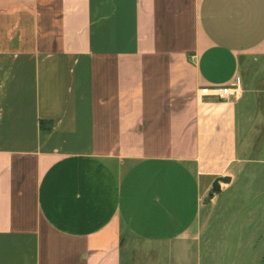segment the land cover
<instances>
[{"label":"crops","instance_id":"crops-1","mask_svg":"<svg viewBox=\"0 0 264 264\" xmlns=\"http://www.w3.org/2000/svg\"><path fill=\"white\" fill-rule=\"evenodd\" d=\"M262 76L264 0H0V264H187Z\"/></svg>","mask_w":264,"mask_h":264},{"label":"rangeland","instance_id":"rangeland-1","mask_svg":"<svg viewBox=\"0 0 264 264\" xmlns=\"http://www.w3.org/2000/svg\"><path fill=\"white\" fill-rule=\"evenodd\" d=\"M258 82L247 123L240 122L238 157L228 175L232 182L216 194L214 182L203 191L187 264H264V76ZM131 252L137 264H177L167 244L139 245Z\"/></svg>","mask_w":264,"mask_h":264},{"label":"built area","instance_id":"built-area-1","mask_svg":"<svg viewBox=\"0 0 264 264\" xmlns=\"http://www.w3.org/2000/svg\"><path fill=\"white\" fill-rule=\"evenodd\" d=\"M200 94L205 97L216 98L220 101H235L242 96L241 81L238 78L234 84L225 87L204 88Z\"/></svg>","mask_w":264,"mask_h":264},{"label":"water","instance_id":"water-1","mask_svg":"<svg viewBox=\"0 0 264 264\" xmlns=\"http://www.w3.org/2000/svg\"><path fill=\"white\" fill-rule=\"evenodd\" d=\"M232 179L229 176L217 178L212 185V194L219 193L222 190V184H230Z\"/></svg>","mask_w":264,"mask_h":264}]
</instances>
